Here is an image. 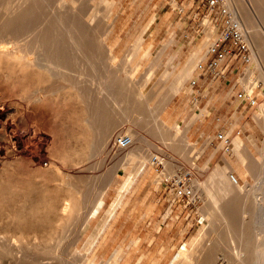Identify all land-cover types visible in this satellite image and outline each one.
Returning <instances> with one entry per match:
<instances>
[{"label":"rangeland","instance_id":"rangeland-1","mask_svg":"<svg viewBox=\"0 0 264 264\" xmlns=\"http://www.w3.org/2000/svg\"><path fill=\"white\" fill-rule=\"evenodd\" d=\"M202 1L194 0L188 7V0H112L103 14V0H78L83 27L90 30L86 37L99 36L105 44L97 71L90 75L85 66L82 68L79 96L75 86L60 77L34 69L21 72L15 64L0 61V235L12 234L7 218L13 199L26 213L30 200L45 196V207L40 204L35 210V235L22 228L23 224L16 235L28 244H46L45 259L50 264H169L170 257L179 250L183 255L174 264H200L209 246L212 213L203 187L214 177L224 176L216 167L231 163L243 173L227 169L238 176L242 191L251 189L258 174L247 165L254 158L259 164L264 147V128L255 116L264 100V59L244 26L236 1L224 0L247 30L250 55L248 60L237 53L227 56L220 73L200 72L197 65L214 55L210 50L218 34L211 20L213 14L208 16L209 9ZM245 2L249 5L248 0ZM71 4L66 2L64 7ZM56 6L53 0L51 8ZM152 13L153 21L142 31ZM254 19L264 36V21L258 14ZM170 35L173 44L164 47ZM139 36L140 41L135 43ZM193 49L199 50V57L193 60L194 72L183 81V87L189 90L167 95ZM110 50L113 67L108 66ZM198 74L202 78L208 75L210 93L230 96L229 102L237 105L236 110L206 107L204 97L199 95ZM111 75L126 81L121 83L124 87L114 88L115 94L120 88L128 90L122 113L117 110L118 104L100 102L101 91L112 87L104 83ZM192 79H196L195 84ZM250 80L249 93L255 99L252 105L237 96L242 90L248 92ZM131 90L133 97L137 91L144 95L141 103L140 98L130 100ZM8 107L16 108L13 115L5 114ZM156 121L164 129L171 128L173 134L164 130L153 133L149 126ZM107 126L114 135L105 149L95 133L105 131ZM120 134L134 138L133 144L138 146L134 156L127 155L133 146L123 150L114 145V138ZM236 135L245 145L244 161L232 151ZM227 137L228 144L224 141ZM178 138L185 139L183 145L177 144ZM154 154L160 156V162L155 164L153 176L133 196L127 194L130 199L124 211L106 228L105 243L87 249L88 238L104 220L117 185ZM177 177L181 178V186L190 190L189 195L177 194L178 187L173 183ZM99 200L102 203L97 206ZM65 201L69 206L62 210ZM204 226V233L195 240ZM185 244L187 248L182 249ZM232 259L221 250L216 262L229 264ZM241 259L250 260L247 254H241Z\"/></svg>","mask_w":264,"mask_h":264},{"label":"bare ground","instance_id":"bare-ground-1","mask_svg":"<svg viewBox=\"0 0 264 264\" xmlns=\"http://www.w3.org/2000/svg\"><path fill=\"white\" fill-rule=\"evenodd\" d=\"M8 1L10 2L12 0H0V61L5 60L15 64L21 72L34 69L47 72L51 76L60 77L75 86L77 90L76 96H79L81 94V86L83 85V80L79 74L84 66L90 75H93L97 71L98 65H100L98 63V57L101 54V49H104L102 46H105V44L104 39L99 36L94 38L86 37V33H89L90 30L89 28L83 27L82 22L84 18L82 6H80L78 0H54L57 3L54 9L51 8L53 0H16L12 4H8ZM69 1L72 4L65 8V3ZM103 1L105 3L103 14H105L112 0ZM235 1L244 19V26L248 29L249 34L252 35L264 59V36L260 32L254 19V16L258 14L264 21V0H248L249 5L246 4L245 0ZM253 13H255L254 16ZM154 17L155 15L152 13L146 21L147 23L142 27V31L146 28V25L153 21ZM139 41L140 36L136 38L135 43ZM173 41V35H170L165 41L164 47L171 46ZM108 52V66L113 67L115 66L112 64L113 54L111 50ZM187 55H189L187 64H185L183 70L178 74L177 80L169 86V93L167 94L169 96L180 90V88H183V81L193 72L194 64L192 63L193 60L199 57V50L193 49ZM251 81H248V92H250L249 87L251 86ZM123 82L126 83L123 77L118 78L117 75L109 76L104 83L112 87L106 88L105 92L101 91L103 95H101V100L99 99L103 104L104 102L106 104H118L117 110L120 113L124 112L122 102L127 98L128 90L123 91L122 88L115 90L116 94L119 95L117 96L114 93V88L115 86L124 87L125 85L121 84ZM129 92L131 93L130 100L135 99V97L136 100L140 98V101H138L141 103L144 95H139V91H137L135 97H133L132 90ZM99 100L97 99L98 104L101 106ZM95 102L96 100H93L97 108ZM139 106H135L134 109ZM145 108H143L144 111H147ZM104 109L106 110L107 107H104ZM15 110L16 108L8 107L4 112L9 116L13 115ZM93 114L96 116L97 109H95ZM255 116L264 128V100L258 105ZM151 117H154V113L151 114ZM92 121L94 124L96 117ZM163 127L165 128L162 123L159 124L157 121L149 126L155 134H159L161 130L166 131L169 135L173 134L171 128L164 129ZM113 135L108 126L105 131L95 133L96 140L98 142L100 141V144L105 149H107L105 146L109 145L112 141L111 138ZM133 140L134 138L131 137L132 143L129 145L133 147L129 149L127 155L133 154L134 156L137 151L138 146H134ZM94 141L93 139L92 142ZM178 141H180L177 143L178 145H183L185 139L178 138ZM232 142L234 146L232 147L233 150H231L234 151L241 161H244L246 159V150L242 139L236 135ZM117 148L120 149L118 146ZM124 148L121 149L124 150ZM148 160L140 163L133 173L125 176L120 184L117 185L116 196L114 195L115 198L111 200L112 202L108 206L106 216L101 225L89 236L87 249L94 247L96 244L100 246L105 243L103 239L107 235L105 232L106 228L110 220L116 218L124 211L130 199V197H127V194L130 192L131 196L136 190L138 191L140 189L147 178L153 176V169L155 164L160 162V156L154 154L149 156ZM234 166L231 163H227L223 168L216 167V171L222 173L224 176L219 178L214 177L212 182L203 187V190L210 199L212 213L210 218L209 246L204 257L200 259V264H217L216 259L221 250L226 252L227 257L233 258L229 264H264V147L261 150L259 164L256 158L249 159L247 169L253 170L258 174V177L253 187L246 190V192L242 191V186L237 179L238 176L236 177L234 173L227 171L228 168L234 169L236 173L243 175ZM45 201V196L34 197L30 200V210L25 213L22 207L20 208V205L13 199L11 210L8 213L9 218H7L8 226L12 234L0 235V264H50L45 259L48 253L46 244H36L34 242L28 244L23 242L20 236L16 235V232L19 229L21 230L20 225L22 224V228L24 227L29 231L32 230L35 235L34 217L37 215L35 210L40 208V204H43L45 207ZM100 203H102L101 200L96 205L99 206ZM68 206V202L65 201L62 210H66ZM88 219L84 222H87ZM96 224L99 225L100 223ZM256 226L259 228L257 229ZM204 229H206L205 226L202 227L203 232L199 233L195 237V240L201 237L205 231ZM259 232H262V234L256 237ZM100 237L102 239L98 241ZM231 244L233 245L231 246ZM186 248L187 244L182 246V249ZM182 253L183 251L179 250L171 256L169 264L176 263L182 257ZM241 254H247L250 260H242ZM94 256L93 254V258ZM109 263H112V260H109Z\"/></svg>","mask_w":264,"mask_h":264},{"label":"built area","instance_id":"built-area-1","mask_svg":"<svg viewBox=\"0 0 264 264\" xmlns=\"http://www.w3.org/2000/svg\"><path fill=\"white\" fill-rule=\"evenodd\" d=\"M202 4L207 6L208 16L213 14L211 20L218 27V34L213 40L210 52L214 55L208 57L205 61H199L197 68L200 72L217 71L221 72V64L229 55L239 54L243 60H248L250 55V45L241 23L236 13L225 3L224 0H203ZM192 84L196 79L191 80ZM238 98H246L249 104H254L255 99L246 90L238 92ZM240 133V131H237ZM116 136V135H115ZM227 144L230 142L225 138ZM114 145L120 148L127 147L131 143L129 135L120 134L114 138ZM181 178H174L173 183L177 185V194L179 196L189 195L191 192L181 186Z\"/></svg>","mask_w":264,"mask_h":264},{"label":"crops","instance_id":"crops-1","mask_svg":"<svg viewBox=\"0 0 264 264\" xmlns=\"http://www.w3.org/2000/svg\"><path fill=\"white\" fill-rule=\"evenodd\" d=\"M193 2H194V0H188V7H191ZM183 3H185V2H183ZM186 10L189 11L190 8H187ZM183 11H184V9H183ZM198 77H199V81H200V83H199L200 84L199 85L200 94L199 95L204 97V101H203V99L200 100V101H203L204 105L206 107H209V106L211 107L212 105H215L214 109H219L220 107L222 108L223 106H225L226 111H228V112H230L232 109L236 110L237 105L235 106L234 102L232 104H230V102H229L230 96H227V95L215 96L213 93H210V91H209L210 82L207 81L208 80V75H205L203 78L200 75ZM214 78L215 77L213 75L211 80H213ZM218 86H219V82L217 83L215 88L216 87L218 88ZM181 90L187 91V90H189V88L186 86V87H183L182 89H180L179 91H181ZM179 91H177V92H179ZM242 110H243V108L241 109V112H242Z\"/></svg>","mask_w":264,"mask_h":264}]
</instances>
